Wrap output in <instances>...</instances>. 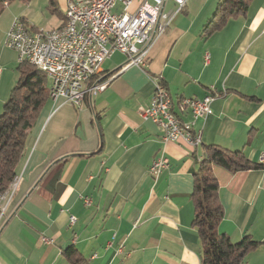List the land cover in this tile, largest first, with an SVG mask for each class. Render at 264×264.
<instances>
[{
  "label": "crops",
  "instance_id": "crops-1",
  "mask_svg": "<svg viewBox=\"0 0 264 264\" xmlns=\"http://www.w3.org/2000/svg\"><path fill=\"white\" fill-rule=\"evenodd\" d=\"M62 2L66 9L68 0ZM218 2L188 0L151 41L147 69L116 73L125 59L114 52L101 66L99 79L107 81L101 92L87 94L79 107L49 98L30 129L13 198L0 218V264H69L67 247L88 264H201L191 192L206 145L242 151L262 166L233 173L214 165L212 173L223 208L217 231L233 243L244 236L259 242L244 264H264V0L208 34L204 27ZM57 5L45 29L64 24L65 9ZM36 8L34 0L12 3L0 16V113L19 63L3 42L15 18L37 27ZM163 9L175 6L166 0ZM157 76L183 121L190 116L180 112L181 98H202L211 88L220 95L211 114L195 122L201 135L195 147L162 145L160 128L141 116ZM160 152L169 167L152 178L148 169Z\"/></svg>",
  "mask_w": 264,
  "mask_h": 264
},
{
  "label": "built area",
  "instance_id": "built-area-1",
  "mask_svg": "<svg viewBox=\"0 0 264 264\" xmlns=\"http://www.w3.org/2000/svg\"><path fill=\"white\" fill-rule=\"evenodd\" d=\"M134 0H92L91 7L85 10L69 8L73 15L72 26L67 31H60V26L50 29L29 30L23 22L15 18L6 34L3 46L17 53L18 62H25L26 57H37V52H46L44 65H37V70H44L52 77L56 85L54 101L64 99L75 106H81L85 96L101 92L107 81H100L102 63L114 52L125 56V61L116 72L135 66L148 68L146 53L153 38L163 34L175 13L180 11L188 0H171L174 12L164 11L166 0H141L134 10ZM121 9L116 11V5ZM1 73V68H0ZM154 91L150 102L140 108V114L150 119L161 130L162 145L184 142L196 146L200 133L193 129L198 119H205L211 114V103L217 97L212 92L202 98H181L179 110L188 114L190 119L183 121L171 107V95L162 76L153 78ZM169 167V160L164 152L154 156L148 172L156 178ZM12 187L7 188L0 197V218L7 214L13 198ZM86 205L91 199L84 197ZM74 218H70L73 223ZM44 243L49 239L42 237Z\"/></svg>",
  "mask_w": 264,
  "mask_h": 264
},
{
  "label": "trees",
  "instance_id": "trees-1",
  "mask_svg": "<svg viewBox=\"0 0 264 264\" xmlns=\"http://www.w3.org/2000/svg\"><path fill=\"white\" fill-rule=\"evenodd\" d=\"M21 1L0 0V15L6 6ZM253 0H220L213 17L204 29L208 34L221 28L229 18L244 15ZM57 2L48 0V7L56 11ZM26 28L37 30L20 18ZM18 79L10 90L8 99L0 113V194L17 176V166L24 153L25 145L40 110L49 100L48 77L28 61L16 66ZM100 81H103L102 79ZM220 166L229 172L257 169L261 164L252 163L239 150H229L216 145H206L203 156L193 173V219L191 226L197 231L201 264H244L246 255L257 248L259 242L244 236L233 243L217 231L223 217V208L218 199V183L212 167ZM63 254L69 264H88L86 259L73 247H67Z\"/></svg>",
  "mask_w": 264,
  "mask_h": 264
},
{
  "label": "bare ground",
  "instance_id": "bare-ground-1",
  "mask_svg": "<svg viewBox=\"0 0 264 264\" xmlns=\"http://www.w3.org/2000/svg\"><path fill=\"white\" fill-rule=\"evenodd\" d=\"M91 1L92 0H68V7L73 8L75 10H85L88 9V7H91ZM65 10V21L64 24L60 26V31H67L71 28L72 22H73V15L69 12V8ZM26 61L31 63L37 68V65H44L46 61V52H37V57H26ZM44 74L47 75V72L44 70H41ZM48 77V76H47ZM50 80V88H49V98L54 100V96L56 93V85L55 81L52 77H48ZM179 105H181V100L179 101ZM171 107H173L172 104V98H171ZM200 142V138L196 139V144ZM17 185V177L14 178V180L11 182L8 188L12 187V192H14L15 187ZM3 193L0 194V197ZM1 206V203H0ZM1 209V207H0Z\"/></svg>",
  "mask_w": 264,
  "mask_h": 264
},
{
  "label": "rangeland",
  "instance_id": "rangeland-1",
  "mask_svg": "<svg viewBox=\"0 0 264 264\" xmlns=\"http://www.w3.org/2000/svg\"><path fill=\"white\" fill-rule=\"evenodd\" d=\"M37 1V8H36V11H39L40 12V17L37 16L36 19V26L35 27L36 29H45L46 27H48V25L50 24V21L53 20L52 18H54V15H53V11L50 10L51 7H48V0H34V2ZM58 2V5H57V9L60 10L61 12L64 11L65 9V5L63 4L62 0H57ZM14 4H18L19 6H24L23 3L21 1H15ZM15 9H17L16 5H13ZM68 7V4L66 6V9ZM65 9V10H66ZM4 12V11H3ZM2 12V13H3ZM66 12V11H64ZM2 15V14H1ZM0 15V16H1ZM64 16H65V13H64ZM14 20V19H13ZM124 56V55H123ZM124 59H125V56H124ZM125 61V60H124ZM103 64V63H102ZM16 66H14V70L17 72L16 70ZM18 73V72H17ZM10 93V92H9ZM18 181V180H17ZM15 192V190H14ZM1 207V206H0ZM1 210V209H0Z\"/></svg>",
  "mask_w": 264,
  "mask_h": 264
}]
</instances>
